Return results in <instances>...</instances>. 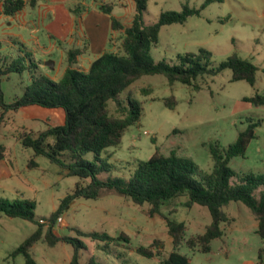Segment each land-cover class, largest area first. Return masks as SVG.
Returning a JSON list of instances; mask_svg holds the SVG:
<instances>
[{"label": "rangeland", "instance_id": "obj_1", "mask_svg": "<svg viewBox=\"0 0 264 264\" xmlns=\"http://www.w3.org/2000/svg\"><path fill=\"white\" fill-rule=\"evenodd\" d=\"M3 1L0 0V54L9 62L17 60L27 67L23 74H13L3 83L6 101L11 103L23 95L24 88L30 82V72L37 71L57 82L68 64L62 59L60 49L46 55L37 48L34 38L40 39L41 45L47 49H51V43L45 26L36 23L37 14L31 10L30 0L28 26H21L12 17L5 16L2 13ZM207 1L148 0L145 13V24L148 26L157 23L162 13L181 12L186 5L201 10L200 16L190 17L184 24L162 27L159 43L151 51L153 59L155 62L178 65L179 55L198 54L205 49L213 55L210 67H218L229 57L237 55L259 68L256 85L245 81L232 82L233 72L230 69L215 77H199L193 86L171 83L163 75L142 76L121 94L126 106L129 97L141 103V120L129 127L119 147L103 153L102 158L107 159L113 167L110 171L102 172L100 179H129L139 163L148 161L158 150L165 156L175 152L179 157L191 160L201 173H210L214 166L212 147L216 144L229 147L251 122L257 121H262V125L256 129L257 137L250 143L245 156L232 159L229 166L238 174H264V107H255L243 101L244 98L264 95V0H211L202 9ZM96 2L113 6L112 16L126 26L131 25L136 0H66V7L74 10L70 18L61 20H80L81 14H85L84 20L87 22L84 30L91 35L96 29L93 24L95 20H110L106 15L99 17L101 11L94 8ZM41 3L44 0H38V4ZM77 3L80 10L75 12ZM100 24V28H103L105 21ZM67 25H62L60 30L66 31ZM111 36V41L116 44L115 51L121 53L122 34L113 32ZM61 44L62 49H70L68 43L62 41ZM48 61L56 63L54 69L46 65ZM170 97L177 102L174 109L165 105L164 100ZM109 109L113 116L126 115L118 110L114 102H110ZM63 122L58 111H53L46 122L25 118L22 112H8L0 128V144L6 148L7 161L13 174L11 178L0 181V198L34 202L38 220H48L61 201L83 181L68 177L61 167L46 158L35 159L38 167L29 168L34 153L23 148L18 136L22 131L38 135L48 128L47 124L57 126ZM83 159L94 161L95 156L89 153ZM77 160L79 158L74 161ZM67 161H71L70 157H67ZM260 191L255 193L256 198H259ZM186 200H173L162 208V213L176 222L184 223L186 239H189L205 233L213 219L204 207L195 205L192 209L186 208ZM226 212L234 222L222 226L224 236L212 242L211 252L200 253L189 249L186 244L181 247L179 252L188 257L191 264L258 263V254L264 242L257 233L258 223L251 210L243 203L233 202ZM37 228L31 222L0 215V264H25L23 256H18L14 261H8V257ZM56 229L59 235L84 241L83 264L91 258L100 264H164L163 261L174 250L166 221L159 215L151 216L149 205L137 206L115 191H103L98 200L77 199L71 202L58 219ZM76 229L106 233L112 237L124 233L130 242L120 240L117 245L105 246L102 242L80 237ZM156 240L161 242L159 247L154 245ZM151 246L154 251L161 252L154 259L140 256L136 251L139 247ZM31 254L38 264H70L74 248L67 244L50 247L41 241L34 246Z\"/></svg>", "mask_w": 264, "mask_h": 264}, {"label": "trees", "instance_id": "obj_2", "mask_svg": "<svg viewBox=\"0 0 264 264\" xmlns=\"http://www.w3.org/2000/svg\"><path fill=\"white\" fill-rule=\"evenodd\" d=\"M211 2L207 1L202 9ZM147 3L148 0H136L135 15L129 26L111 17L112 31L122 34L121 53L105 52L91 64L87 72H83L75 68L81 52L72 50L68 55V68L59 81L55 82L37 71L30 72V82L24 88L23 95L11 103L6 101L3 83L13 74H23L27 67L17 60L9 62L0 54V128L8 112L17 113L32 106L63 110L64 124L49 126L38 135L22 131L18 140L24 149L34 153L29 168L38 167L35 159L46 158L61 167L68 177H76L86 183H78L48 220L36 218V205L30 200L9 201L0 198V215L22 219L38 227L10 254L8 261L23 256L25 264H38L31 251L42 241L50 247L71 245L74 248L71 264H83L81 258L86 249L84 241L59 235L56 225L71 202L77 199L98 200L105 190L115 191L137 206L149 205L151 216L159 215L166 221L174 250L163 261L164 264H191L190 259L179 252L184 244L200 253L211 252L212 242L224 236L222 226L234 222L226 212L233 202L243 203L251 210L258 223L257 233L264 242V174H238L229 166L232 159L245 156L250 143L257 137L256 129L262 125V121L251 122L248 129L241 132L236 142L229 147L223 148L219 144L212 147L214 166L210 173H201L191 160L179 157L175 152L165 156L158 150L148 161L140 162L129 179L99 178L102 172L110 171L113 167L107 159L102 158L103 153L119 147L129 127L141 120V103L129 97L126 106L121 100V94L142 76L163 75L171 83L181 82L193 86L199 77H215L230 69L233 72L232 82L245 81L252 86L257 83L259 68L237 55L229 57L218 67H210L213 55L205 49H201L198 54L179 55L178 65L165 61L155 62L151 51L159 43L162 27L184 24L190 17L200 16L201 10L186 5L181 12L162 13L157 23L148 26L145 24ZM27 5L25 0H4L2 13L14 17ZM102 9L107 15L113 13L110 5H103ZM243 101L255 107H264V95L244 98ZM110 102L116 103L118 110L126 115L113 116L109 109ZM164 102L170 109L177 105L174 97L166 98ZM89 153L94 154V161L83 159ZM67 157L71 161H67ZM76 158L79 160L74 161ZM5 159L6 148L0 144V163ZM257 191H260L259 198L255 197ZM179 198L187 199L185 207L188 209L199 205L209 211L213 222L205 233L186 239V225L162 213L164 206ZM76 232L80 237L102 242L105 246L117 245L120 240L130 242L124 233L112 237L106 233L83 232L78 229ZM160 244L159 240L154 242L155 247ZM136 251L149 259L161 254L160 251H154L152 246L139 247ZM85 264L100 263L91 258ZM257 264H264V247L259 251Z\"/></svg>", "mask_w": 264, "mask_h": 264}, {"label": "crops", "instance_id": "obj_3", "mask_svg": "<svg viewBox=\"0 0 264 264\" xmlns=\"http://www.w3.org/2000/svg\"><path fill=\"white\" fill-rule=\"evenodd\" d=\"M25 1L28 2V0ZM65 1L66 0H44V3L38 4V0H30V2H33V5H30L31 10L34 11L35 14H37L38 20L36 21V23L45 26V29H47V35L51 43V49H47L45 46H42L40 39L38 38H34L35 44L37 48L46 55L52 54L53 51L60 49L62 53L61 57L67 62V64L69 52L72 50H79L81 54L77 57V64L75 65V68L83 72H87L91 64L105 52L118 53L114 49L116 44L114 45V43L111 41V35L113 33L111 28L112 15L105 14L102 9L103 4H101L100 2H96L94 4V8L101 11V13L98 14L100 15L99 17H101L102 15H106V17L108 16L110 20H95L93 24L95 25L96 29L90 35L87 31L84 30V26L87 22V20H84L85 14H81V17H79L80 20H77L76 18H73L71 20H61V18H70V13H72L74 10L66 7V5L64 4ZM28 5L23 11L19 12L17 15L11 18L12 20L19 22L21 26H28L29 24V21L27 20L29 15L27 11ZM78 6L79 3L76 4V11L80 10V7ZM102 21H105V24L103 25V28H100V23ZM65 23L68 24V28L63 32L60 30V27H62V25H64ZM34 31L38 30L35 29ZM62 41L68 43V45L70 46L69 50L66 51V49H62ZM12 44L15 45V43ZM53 111H58L63 117V121H65V113L63 110H50L32 106L23 108L19 112L24 113L25 118H30L34 121L46 122L48 116H51ZM47 126L49 127L48 124ZM9 166L10 164L7 161L6 154V159L0 163V181L9 179L13 176Z\"/></svg>", "mask_w": 264, "mask_h": 264}, {"label": "water", "instance_id": "obj_4", "mask_svg": "<svg viewBox=\"0 0 264 264\" xmlns=\"http://www.w3.org/2000/svg\"><path fill=\"white\" fill-rule=\"evenodd\" d=\"M46 65H47L48 67H52L53 69L55 68V62H53V61H48V62L46 63Z\"/></svg>", "mask_w": 264, "mask_h": 264}, {"label": "built area", "instance_id": "obj_5", "mask_svg": "<svg viewBox=\"0 0 264 264\" xmlns=\"http://www.w3.org/2000/svg\"><path fill=\"white\" fill-rule=\"evenodd\" d=\"M60 221H62V219H60Z\"/></svg>", "mask_w": 264, "mask_h": 264}]
</instances>
